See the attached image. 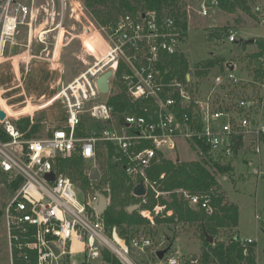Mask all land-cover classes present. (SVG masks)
<instances>
[{
	"label": "built area",
	"instance_id": "built-area-1",
	"mask_svg": "<svg viewBox=\"0 0 264 264\" xmlns=\"http://www.w3.org/2000/svg\"><path fill=\"white\" fill-rule=\"evenodd\" d=\"M217 5L218 0H201L198 11L204 16ZM8 6L9 0L6 9ZM11 12L5 14L2 23L0 17V49L30 9L18 4ZM252 12L264 28V0H257ZM96 31L104 42L101 56H96L56 93V99L62 98L64 104V123L43 137L27 138L7 114L0 122L8 134V139H0V172L5 176L7 189L11 190L18 181L0 212L9 264H90L101 257L103 250L127 264L122 253L128 256L131 246L143 251L150 245L142 234L127 243L115 226L108 229L95 210L97 196L78 198L74 183L56 168L57 157L78 154L84 160H95L99 145H104L107 152V145H111L108 161L134 185L142 181L146 190L153 189L158 197L162 191L155 190L156 181L149 178V169L176 151L178 140L210 156H230L235 149L247 146L255 153L261 151L264 35H257L261 39L259 45L253 38L256 49L245 71H240L234 61L226 60L204 87L201 79L189 71L181 80L167 77L168 68H159L164 57L178 53L183 38L171 16L159 17L155 10L119 14ZM225 40L237 42V31L230 29ZM119 62L123 69L116 75ZM107 69L112 70L111 89L123 84L128 100L139 104L141 113L125 112L118 118L113 115V107L102 96L106 93L96 84L97 77ZM85 117L93 121L86 129ZM51 171L52 180L46 177ZM163 176L164 172L159 177ZM174 191L186 202L190 216L202 219L214 212L209 194L189 193L181 188ZM165 207L166 204L157 203L144 210V216L153 222L154 216L156 220V215L165 210L162 214L167 217ZM75 240L81 243L77 251ZM239 241L243 246L254 242L250 237ZM77 252L80 259L75 261L73 254ZM164 262L180 264L171 253L165 254Z\"/></svg>",
	"mask_w": 264,
	"mask_h": 264
},
{
	"label": "rangeland",
	"instance_id": "rangeland-1",
	"mask_svg": "<svg viewBox=\"0 0 264 264\" xmlns=\"http://www.w3.org/2000/svg\"><path fill=\"white\" fill-rule=\"evenodd\" d=\"M179 1L186 10L187 29L178 52L183 53L188 71L195 75L197 71H203L200 79L204 87L209 85L212 75L221 69L226 60L234 61L240 67V71H245L256 46L242 41L256 38L259 45L261 39L257 35H264V28L258 24L252 12L256 0L248 2L249 10L237 8L233 12H227L213 6L204 16L198 11L201 0ZM6 3L7 0H0L1 23L5 14H12L11 10L18 4L28 6L30 12L26 18H21L24 22L17 25L13 36L0 49V88L5 90L4 93L3 91L0 93H3V97L10 104L20 102L17 105H26L27 102L34 101L31 102V107L21 110L32 111L24 113L30 114L27 116L34 120H40L39 130L34 137H43L54 126L64 123L66 112L62 98L44 109L42 107L45 106L40 105L43 100H37H40L41 96L47 98L53 95L94 61V58L88 55V49L92 43L98 47L103 45L96 31L100 23L87 10L84 0H9L7 9ZM111 12L114 15L121 14L116 8ZM230 29L237 31L239 37L237 42L225 40V35ZM90 32L92 35H87ZM209 61L211 65H207ZM86 62H89L88 65ZM109 82L110 91L102 95L104 99L111 95V84L114 85L112 78ZM118 89L119 87H116L112 91ZM37 107L39 108L35 112ZM85 118L83 128L86 129L93 121L89 117ZM106 154V147L99 145L95 160L93 158L85 160L86 170L90 172L93 167L99 170L98 180H92L88 187L79 180L73 183L80 199L91 198L95 191L102 193L107 200L104 211L109 209L117 213L128 205L139 204L133 211L136 212V216L142 218V222L122 227L126 230L128 239L142 234L144 238L149 239L150 245L143 251L131 246L127 257L134 264H164L160 263L164 259L160 261L155 251L170 246L167 253L176 255L180 264L199 262L204 241L199 222L192 219L156 222L155 216L152 222L143 213L147 208H151L146 207L149 203L146 195L139 198L132 194V189L126 195V189L133 187L134 182L122 174L118 170L120 168H113ZM166 158L173 161L205 162V167L216 177L219 192L224 194L228 203L236 204L238 207L237 228L218 229L213 236V243L228 242L231 238L239 240L250 237L254 241L256 264H264V141L261 142L259 154L247 146L230 156L210 157L196 152L186 142L178 140L176 151L168 153ZM214 160L222 165H229L230 170L219 171L213 164ZM153 185L155 190H159V182ZM150 191L154 192L153 189L147 188L146 193ZM186 191L193 193L190 190ZM11 192L12 189L6 188L5 176L0 172V212L4 203L11 197ZM160 195L167 201L164 208L168 209L166 215L172 216L173 209L168 205L171 201L169 191H162ZM162 213H165V210ZM161 214L156 215V219L162 218ZM116 229L118 231L117 227ZM73 259L75 261L80 259L78 253L73 254ZM101 261L100 257L91 260L90 264H102ZM0 264H9L1 220Z\"/></svg>",
	"mask_w": 264,
	"mask_h": 264
},
{
	"label": "trees",
	"instance_id": "trees-1",
	"mask_svg": "<svg viewBox=\"0 0 264 264\" xmlns=\"http://www.w3.org/2000/svg\"><path fill=\"white\" fill-rule=\"evenodd\" d=\"M252 1L255 0H218L217 6L227 12H233L237 8L249 10L250 7L248 2ZM84 5L93 17L99 21L100 25L112 22L115 19L117 15H114L111 12L114 8H116L121 14L130 13L134 15L141 11L155 10L159 17L165 15L171 16L174 19L175 24L182 31V34L184 35L186 33V10L182 7L179 0H84ZM242 42L248 43L247 40H243ZM260 43L261 42L259 41V44ZM207 65H211V61L207 62ZM159 68L162 70L168 68L169 71L167 77L176 76L181 80L184 79L185 73L188 72L186 59L183 53L179 52L164 57L161 63L159 62ZM122 69L123 64L122 62H119L116 75H119L122 72ZM203 73V71H197L196 76L200 78ZM118 85L119 89L111 91V95L108 97V103L113 107V115L118 118L125 112L137 111L138 113H141L142 110L138 108L139 104H133L128 100L124 85L121 83H118ZM39 122L40 120H34L28 116L13 121L15 127L23 132L24 136L27 138L33 137L36 134L39 130ZM0 139H8V134L2 127V123H0ZM107 148L108 152L106 155L107 158H109L112 152V146L107 145ZM203 151L206 153V148L203 147ZM213 164L221 172L230 170L229 165H222L217 160H214ZM55 166L59 172L67 176L72 182L79 180L86 187L92 182L89 177L90 172L86 170L87 167L85 160L78 154H73L68 158L57 157L55 159ZM113 168L117 167L113 166ZM118 170L124 174L121 169ZM162 172H164V176L159 178ZM148 174L151 180L157 179L156 182H159L160 184L159 190L169 191L171 197V201L168 205L173 209V215L156 219V222H174L182 219H192L199 222L202 232L201 235L204 241L200 260L196 264H256L254 242L247 246H243L240 241L235 238H231L228 242L218 241L213 244L206 241L205 233L213 237L220 228L237 226L238 207L236 204L228 203L225 200L224 194L219 192L220 189L216 177L211 170L205 167V162L173 161L166 158H160L158 162L152 165ZM17 186L18 181L11 185V189L15 190ZM178 188L190 190L193 193H208L214 207V212L210 216L202 219L190 216L189 214L191 213L186 202L179 197L177 192L174 191ZM131 189H133L132 186L126 189V195H128ZM145 195L149 202L146 207H152L157 203H167L161 195L155 197V193L152 191L147 192ZM139 198L141 197L139 196ZM102 217L105 226L108 229L116 226L119 234L125 238L127 243H129L130 239L127 238V235L125 234L126 230L122 226H130L142 222V218L136 216L135 211H128L126 208L117 213L106 209L102 214ZM164 257L165 255L162 259H164ZM101 260L102 264H125L108 250H103L101 252ZM163 261L160 263L166 264ZM80 264L89 263L82 262Z\"/></svg>",
	"mask_w": 264,
	"mask_h": 264
},
{
	"label": "water",
	"instance_id": "water-1",
	"mask_svg": "<svg viewBox=\"0 0 264 264\" xmlns=\"http://www.w3.org/2000/svg\"><path fill=\"white\" fill-rule=\"evenodd\" d=\"M142 16H143V14H142ZM253 41H254V39H247L248 43H252ZM111 75H112V70L107 69L106 71H104L103 73H101L97 77L96 84L102 93H108L109 92V90H110L109 79H110ZM5 116H6L5 111L0 108V122L4 120ZM46 177L48 179L52 180L54 178V172L51 171V172L47 173ZM89 177L91 180H98L100 177L99 170L96 167L91 168ZM132 194L135 196H143L146 194V188H145L142 181L138 182L136 185L133 186ZM95 195L97 196V202L95 204V210L98 214L102 215L104 210H105V207L107 205V200H106L105 196L102 193H100L99 191H95ZM138 206H139V204L128 205L127 210L133 211ZM205 238H206L207 242L213 243V237L211 235H208L207 233H205ZM169 248H170V246L156 251L155 252L156 257L159 260H161L163 258V256L167 253Z\"/></svg>",
	"mask_w": 264,
	"mask_h": 264
},
{
	"label": "crops",
	"instance_id": "crops-1",
	"mask_svg": "<svg viewBox=\"0 0 264 264\" xmlns=\"http://www.w3.org/2000/svg\"><path fill=\"white\" fill-rule=\"evenodd\" d=\"M251 44H253V42L251 43ZM254 46V45H253ZM0 91H3V93H4V89H1L0 88ZM2 93V94H3ZM56 93H57V91L53 94V95H51V96H49V97H45L44 98V96H41V99L40 100H43L41 103H40V105H42V106H45V107H42V109H44V108H47V107H49V106H51L52 104H53V102L55 101V100H57L56 99ZM3 96V95H2ZM4 98V97H3ZM43 98V99H42ZM5 99V101L7 102V104L8 105H6V107H5V103H3L2 104V102L0 101V108L1 109H3L5 112H6V114L10 117V118H15L14 120H16V119H18V118H21V117H26L27 115H30V114H27V113H24V112H32V111H24V110H21V107L23 106V105H17V104H19L20 102H18V103H9L7 100H6V98H4ZM28 101V100H27ZM43 103L45 104V105H43ZM15 105V106H14ZM17 105V106H16ZM40 107V106H39ZM39 107H37V109H35L34 111L36 112V110H38V108ZM41 110V109H40ZM33 111V112H34ZM34 114V113H33ZM32 114V115H33ZM21 116V117H20ZM60 125V124H59ZM126 209H127V207H126ZM236 228H237V226H236ZM258 261V260H257Z\"/></svg>",
	"mask_w": 264,
	"mask_h": 264
},
{
	"label": "bare ground",
	"instance_id": "bare-ground-1",
	"mask_svg": "<svg viewBox=\"0 0 264 264\" xmlns=\"http://www.w3.org/2000/svg\"><path fill=\"white\" fill-rule=\"evenodd\" d=\"M90 46H91V47H89V49H88V55H89V56H92V57L94 58V60H96L95 55H96L97 57H100V56H101V51L104 50V48H103V47H104V42H103L102 47H98L96 44H93V43H92V45H90ZM53 60H54V62H55L56 57H54ZM88 63H89V62H86L85 64L88 65ZM55 66H56V65H55ZM56 97H57V95H56ZM0 101L2 102V104L5 103V107H6V105H8L7 102L5 101V99L3 98V96H2L1 93H0ZM37 101H42V100H37ZM37 101H36V102H37ZM31 102H34V101L32 100V101L27 102L26 105H23V106L21 107V109H28L29 107H31V106H32V103H31ZM5 113H6V112H5ZM80 247H81V243H80L79 241L75 240V241H74V248H75V250L77 251L78 249H80ZM77 253H78V252H77ZM122 256H123V260H124L127 264H134V263H133V262L127 257L126 254L122 253Z\"/></svg>",
	"mask_w": 264,
	"mask_h": 264
}]
</instances>
